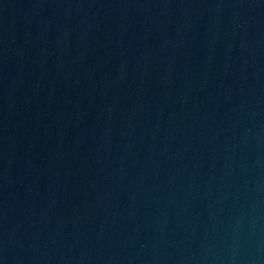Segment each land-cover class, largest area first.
I'll use <instances>...</instances> for the list:
<instances>
[{
  "label": "water",
  "instance_id": "water-1",
  "mask_svg": "<svg viewBox=\"0 0 264 264\" xmlns=\"http://www.w3.org/2000/svg\"><path fill=\"white\" fill-rule=\"evenodd\" d=\"M0 264H264V0H0Z\"/></svg>",
  "mask_w": 264,
  "mask_h": 264
}]
</instances>
